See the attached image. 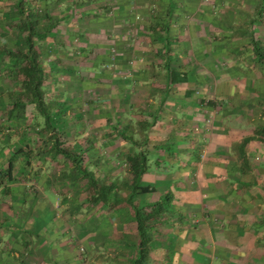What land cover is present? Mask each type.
I'll return each instance as SVG.
<instances>
[{
	"label": "crops",
	"instance_id": "1",
	"mask_svg": "<svg viewBox=\"0 0 264 264\" xmlns=\"http://www.w3.org/2000/svg\"><path fill=\"white\" fill-rule=\"evenodd\" d=\"M85 1L79 15H95L84 32L79 30V38L101 39V44L114 40L119 48L126 47L125 26L132 9L138 4L143 10L147 3ZM154 1L157 14L166 16L164 26L169 31L160 48L170 52L173 39L179 50L175 57L163 58V70L136 63L134 74L122 80L112 73L129 72L123 58L112 73L104 75L96 73L109 57H89V63L82 65L103 86L107 83L108 104L112 91L119 96L107 106L111 108L107 121H118L131 133L128 137L120 129L118 149L107 151L110 158L125 160L131 153L149 152V169L140 183L147 191L135 194V206L150 211L168 198V212L150 223L148 264H264V139L260 135L264 128V0ZM185 15L191 17L186 20ZM100 24L107 29L104 37L97 33ZM77 28L71 20L69 30ZM55 30L53 44L65 47L67 42L59 37L61 28ZM55 56L61 62L49 73L55 75L52 85L70 76L61 88L45 87L47 96L64 99V105L50 100L56 110H67L70 115L65 116L71 122L78 121L84 111L85 121H106L105 117L92 119L95 102L86 95L90 87H76L77 69L70 62L76 59L65 53ZM171 73L179 82L170 84ZM147 75L149 81L139 82ZM157 79L162 84L158 88L161 95L152 99L149 96L157 92L153 86ZM150 81L152 87L144 86ZM114 82L119 83L117 88L111 85ZM209 102L215 103L216 119L205 130L208 121H202L199 113ZM15 105L16 110H23L24 103L14 98H8L0 109L12 112ZM29 107L20 115L21 125L30 123ZM119 110L113 118L111 113ZM6 125L7 121H0V264H76L80 246L85 248L84 264H132L138 259L133 211L124 202L110 203L114 196L127 198L133 177L126 174L119 180L129 183L125 190L104 191L103 187L119 183L118 174L108 173L115 168L110 158L96 160V154H106L99 152L101 147L62 145L61 150L82 159L77 163L52 154L49 147H38L33 157L30 132L23 128L15 135ZM66 130L64 137L74 135ZM133 133H139L136 150L130 143ZM145 138L146 146L141 142ZM159 144H163L160 151L154 149Z\"/></svg>",
	"mask_w": 264,
	"mask_h": 264
},
{
	"label": "rangeland",
	"instance_id": "2",
	"mask_svg": "<svg viewBox=\"0 0 264 264\" xmlns=\"http://www.w3.org/2000/svg\"><path fill=\"white\" fill-rule=\"evenodd\" d=\"M24 1V9L27 11L29 10L30 13H33L34 16V22L36 25L33 28L34 37L32 38V42L34 45V49H36L40 56H39V64L44 72H46V78H45V87H48L49 89L53 84V77L54 74L51 75L49 73L55 72L57 69L58 62H61L59 59L56 58L57 55H63L64 53L67 55H70L71 59L76 60H70L72 62V65H74L75 69H77V76L78 80H76L77 85L76 87H87L89 92L86 90V95H88L90 98V101L95 102L94 103V113L92 116V119L101 120L105 117L106 121H85L87 117H84V114L86 111L82 113V116L79 117V115L76 117L78 121H67L66 114L68 113L67 110L61 111V109L56 110L55 113L52 111V119L51 122L53 126L58 129L59 132H62L64 130L71 129V131L74 133V135L71 133L68 136L64 137V133L62 132V135H60V143L64 147L68 148H79L84 147L89 144L90 148L101 147L99 148V152L104 151L106 152L103 154H96V160H99V156H103L105 158H110V155H108L107 151H113V149H118L117 143H119L121 140L116 141L118 138H121L118 136V133L120 132V129L122 131H127V136L129 137L131 133H129V129H123L119 126L118 121H107V113H110L111 108L107 107L109 105H112V103H115V101H118L119 96L114 94L112 91V102L111 104H108L106 100L109 98V93H107L109 90L107 89V83H105V86L102 85V80L99 83L97 79H94L93 76H90L89 73L84 72L83 70V64L89 61V57H92L94 59L96 56L102 55L109 57L108 62L100 64L98 68L97 75H104L107 73H112L114 71V65L116 62L123 58L126 60V63L128 67H130V70H127L129 72H124V70H121V72H113L112 76L119 75L122 80L124 76L128 74H134V67L135 64L143 63L146 65V67L149 69L151 66L156 67H162L164 62L165 56L170 55V57H175V52L179 51L177 50L178 45H175L173 39L172 43L169 46V51L163 49L162 45L165 41V39H168V29L165 28V22H166V16H163L162 14H157V8L158 6L155 4L154 0H145L147 1L145 8L143 10L140 9L139 5L137 4V7L135 9H132V13L129 15L130 20H126V32L128 33L127 41H126V47L122 48L116 45L119 42L109 41L105 42L104 44L99 43L101 42V39L97 38H89L86 37V40H81L79 37V30L81 29V33L84 32L83 27L86 28V25L88 21H90L95 14H81L79 15V12H81V9H83L84 5H86L85 0H23ZM16 0H0V50L4 52H16L19 49H22V41L25 34L21 33L17 26L18 21H14V5ZM101 3V2H100ZM94 7H97V3H95ZM114 6V5H113ZM85 9V7H84ZM100 9V8H99ZM115 9V6L111 8L112 10ZM50 15L52 21H54L55 17H61V23L58 25L61 28L62 34L59 35L60 39L66 41L67 45H54L53 43V34L47 33V28L50 25L49 19L47 16ZM109 15V14H108ZM100 16V15H98ZM186 16V20L189 19L188 15ZM66 17V18H65ZM174 17L175 14H174ZM36 18V19H35ZM59 20V19H58ZM72 20V23L78 24L79 28L77 30L74 29V31L69 30V24ZM104 19H102V22ZM169 20V19H168ZM117 21V19H115ZM95 22H92L89 25L94 24ZM174 22L171 21L170 27L173 25ZM100 28H97V33L100 34V36L104 37L107 33V29H104L103 26L100 24ZM98 26V27H99ZM82 27V28H81ZM93 27V26H90ZM89 27V28H90ZM88 28V29H89ZM90 31V29H89ZM72 34H77L73 37ZM92 33V32H88ZM55 37V36H54ZM71 39V44L68 43ZM94 41V43H93ZM93 43V45H92ZM92 45V46H91ZM123 49V51H121ZM160 49V51H159ZM185 49L184 51H187ZM137 52V56H136ZM72 53V54H71ZM97 53V54H96ZM102 53V54H100ZM106 53V55H105ZM160 53V54H159ZM180 53V52H179ZM77 54V56H74ZM125 56V57H123ZM162 57V58H161ZM105 60V59H104ZM152 60V61H151ZM174 62V60H171ZM22 62V63H21ZM89 63V62H87ZM86 63V64H87ZM24 67L23 61H19L18 63L14 62L11 57H6L3 55H0V107L3 106L4 102L8 98H14L16 102H23V110L27 104V99L25 97H22L20 93L21 88L23 87V73L22 68ZM160 67L158 72L160 70H163ZM144 75V72L142 73ZM93 75V74H92ZM68 77V76H67ZM144 78V79H143ZM143 80L139 82H147L150 80V77L143 76ZM57 79V78H56ZM58 83L56 85L57 88H61L64 85V82L70 81V76L68 78H58ZM100 80V79H99ZM151 82L149 84H144V86H150ZM155 88H157V92L152 94L149 97L155 98L161 95L158 92L160 87H162L161 81L157 79V81L154 82ZM72 85V83H71ZM84 85V86H83ZM115 88L116 86H119L118 82L111 83ZM121 85V83H120ZM65 86V85H64ZM7 87H11L7 89ZM67 87V86H66ZM159 88V89H158ZM143 90V89H142ZM10 93V94H9ZM106 95V96H105ZM116 95V96H115ZM60 97V96H59ZM199 97V95H198ZM46 100L50 102V100H55L56 104L64 105L65 102L63 97H60L59 100L53 98V95H46ZM57 100V101H56ZM62 100V101H60ZM51 103V102H50ZM55 103H52V105H55ZM213 103V104H212ZM9 106V104L6 105V107ZM215 103L209 102L207 105L204 106L202 109L199 118L203 119L202 121H208L205 125L204 129H209V127L212 126V122L215 121L216 117V111L214 109ZM15 107L12 109L5 108L0 109V121H7L6 127L8 130H13V134L20 133L18 131H21L23 128L25 131H29L31 135L30 143L32 150V156L36 157L38 152V147H48L47 144V138L46 134L43 132L42 129V121L38 118H35L32 115V109H29L28 117H29V124H26L25 122L21 125V114L23 113L22 109H15ZM30 108V107H29ZM57 108V107H56ZM60 108V107H59ZM14 111V115L12 114ZM91 112V110L89 111ZM59 113V114H58ZM121 113V110L113 111L111 113L112 117L115 118V114ZM64 114V115H63ZM101 114V115H100ZM63 115V116H62ZM70 115V114H67ZM26 119V118H25ZM82 119V120H81ZM33 120V121H32ZM81 120V121H80ZM121 125V124H120ZM205 129V130H206ZM4 130V128H3ZM66 130V131H67ZM213 130V129H211ZM121 131V132H122ZM140 131V130H139ZM68 132V131H67ZM165 132V130H163ZM136 134V135H135ZM134 136V137H133ZM133 136H131V139L135 140L138 139L139 133H133ZM139 140H135V142ZM110 147V148H109ZM126 147V146H123ZM163 144L156 145L154 149H157L158 151L162 150ZM106 148V149H103ZM203 153H205L203 155ZM134 153H131L133 155ZM204 158L207 157V153L205 152V149L202 150L201 153ZM110 164L114 163L113 169L108 173L111 175H117L116 180L119 184H110L107 187H103V190L110 192L115 191L114 189H121L124 190L127 189V186L129 185L128 182H119L120 179L124 178L127 173L123 167H126L125 164H123V161L128 165V162L123 159L117 160L116 157L109 159ZM117 163V164H116ZM123 164V165H122ZM122 165V166H121ZM150 165V164H148ZM129 167V165H128ZM163 168L165 165L162 166ZM129 171V170H128ZM106 173V172H105ZM110 175V176H111ZM105 182L107 181V177L104 176ZM110 178V177H109ZM127 178V177H126ZM106 188V189H105ZM103 191V192H104ZM101 192V191H99ZM111 194V193H110ZM93 203L95 204V200H93ZM106 204L105 202H103ZM111 204H116L113 202H110ZM109 203V204H110ZM114 208L113 206H110ZM128 213H131L129 210ZM127 213V215H129ZM167 213V212H166ZM164 213H161L159 216L162 217ZM134 215V214H133ZM131 222H135L132 218ZM151 225V224H150ZM152 239V238H151ZM82 248L85 251V248L83 246H80L79 249ZM76 264H84L86 262L85 256L81 257L79 255L78 261H76Z\"/></svg>",
	"mask_w": 264,
	"mask_h": 264
},
{
	"label": "trees",
	"instance_id": "3",
	"mask_svg": "<svg viewBox=\"0 0 264 264\" xmlns=\"http://www.w3.org/2000/svg\"><path fill=\"white\" fill-rule=\"evenodd\" d=\"M14 16L18 21V30L25 34L22 41V49H19L16 52H4L0 50V55L11 57L12 60L16 63L23 61L24 67L22 68L23 73V87L21 88L20 93L22 97L27 99L28 106L32 109V115L35 118L40 119L42 123L43 132L46 134L47 144L49 145V152L54 155H61L66 160H70L72 163L82 162L80 157L74 158L73 155H70L68 152L60 149L62 146L60 143V132L56 129L52 122V111L56 109L55 105H52L49 101L46 100V89H45V74L43 69L39 64V52L34 49L32 38L34 37L33 28L36 25L34 22L33 13H30L29 10L24 9V1L16 0L14 5ZM49 19V26L47 28V33L58 32L56 27H58L60 20L52 21L50 15L47 16ZM36 19V18H35ZM22 63V62H21ZM169 76L170 84L179 82L175 78L174 74L171 73ZM177 77V76H176ZM154 123L147 124V129H150ZM260 135L264 139V128L260 130ZM131 145L138 146L139 143L135 142L133 139H130ZM142 142V145L146 146L148 139L145 138ZM141 145V143H140ZM134 151V150H133ZM135 152V151H134ZM149 152L141 151L136 152L133 155L126 157V161L129 165V172L133 177L132 183L128 188V196L126 199H119L114 196L113 203H125L134 214V221L136 223V229L138 232V259L132 262V264H148V254L150 251L151 245V226L150 223L156 221L161 213L168 212L169 202L168 198H165L163 201L159 202L157 205L150 207V211H145L139 209L135 206L133 202V197L135 194L146 193V189L140 187L141 178L149 169ZM148 209V208H147Z\"/></svg>",
	"mask_w": 264,
	"mask_h": 264
},
{
	"label": "built area",
	"instance_id": "4",
	"mask_svg": "<svg viewBox=\"0 0 264 264\" xmlns=\"http://www.w3.org/2000/svg\"><path fill=\"white\" fill-rule=\"evenodd\" d=\"M79 255H80L81 257H84V255H85V251H84V249H82V248L79 249Z\"/></svg>",
	"mask_w": 264,
	"mask_h": 264
}]
</instances>
